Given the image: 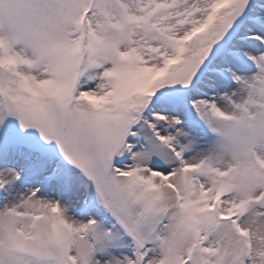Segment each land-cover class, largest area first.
<instances>
[{"label": "snow or ice", "instance_id": "snow-or-ice-1", "mask_svg": "<svg viewBox=\"0 0 264 264\" xmlns=\"http://www.w3.org/2000/svg\"><path fill=\"white\" fill-rule=\"evenodd\" d=\"M0 264H264V0H0Z\"/></svg>", "mask_w": 264, "mask_h": 264}]
</instances>
